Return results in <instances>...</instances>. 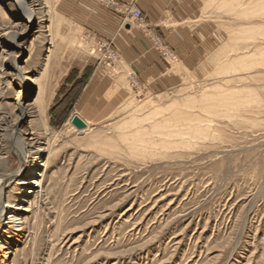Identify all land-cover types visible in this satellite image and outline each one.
Here are the masks:
<instances>
[{"label":"rangeland","instance_id":"obj_1","mask_svg":"<svg viewBox=\"0 0 264 264\" xmlns=\"http://www.w3.org/2000/svg\"><path fill=\"white\" fill-rule=\"evenodd\" d=\"M62 1L35 2L30 24L17 1L0 0V126L18 116L20 90L19 102L35 99L37 84L16 78L24 66L46 110L36 104L18 128L50 143L44 188L17 202L28 224L9 231L2 219L0 264H264V0H197L211 41L192 66L151 35L171 77L155 87ZM15 25L22 45L4 47ZM74 114L87 131L71 127ZM0 141L4 172L26 170L29 146L19 154L2 130ZM12 175L4 205L17 196Z\"/></svg>","mask_w":264,"mask_h":264},{"label":"crops","instance_id":"obj_2","mask_svg":"<svg viewBox=\"0 0 264 264\" xmlns=\"http://www.w3.org/2000/svg\"><path fill=\"white\" fill-rule=\"evenodd\" d=\"M135 1L145 17L144 32L130 14L116 13L93 0H63L75 8L85 27L109 39L121 58L149 87L168 84L169 66L152 46L151 34L162 35L185 66L203 58L210 47L208 26L198 23L197 0H122Z\"/></svg>","mask_w":264,"mask_h":264},{"label":"bare ground","instance_id":"obj_3","mask_svg":"<svg viewBox=\"0 0 264 264\" xmlns=\"http://www.w3.org/2000/svg\"><path fill=\"white\" fill-rule=\"evenodd\" d=\"M15 1H17L20 13H22L24 15L26 22L30 23V24H37V22H36L37 21V14L41 13L40 8H37L36 7L37 3H35L38 0H15ZM47 20H50V18H46V19L43 18L39 21V23L40 22L42 23V21H47ZM41 26H42V29L44 27H46L47 31L51 30L50 25L44 26L42 24ZM14 28H17V25H15V27H11V29L7 30L2 35L7 40V41L2 43V44H4L3 45L4 47L22 45V43L20 41H21V38L23 36L24 30L18 31L17 29H14ZM48 35H51V33ZM51 43L53 44V40L51 41ZM52 44L48 48V52H49L48 55H46V57L43 59V63L46 66L45 69H47V66L50 63V60H51V57H52V54L54 51L52 49V47H53ZM39 64H40V62H39ZM16 78L18 80L22 81L24 86L31 87L33 84L36 83L38 88H37V93L35 94V99L32 101L31 104H28V105H25L22 101L19 102L18 98L21 95H24V93H25L24 90H20L18 95H17V101H16V103L18 104L16 106L18 116L12 120V123L7 124V127H6V125H4V127L0 126V130H2L4 135H6L9 138V140H11V142L14 145V148L18 151L19 154H22L24 152L25 147L27 145L29 146V149H30L29 154H28V160H27L28 165L26 166V170L23 171L20 169V170H17L16 172H13L16 176H18V178H17L18 182L16 183V186H15V189L17 191V193H16L17 196L14 199V201H10L7 205H4L3 204V198H4L5 193H6L5 192V189H6L5 188V181L13 173L9 172L8 174H6L4 172V170L7 168V166H6V162H5L4 157H2L3 142L0 141V225L2 226L4 223V226H7V224L5 225V221H2V219H3V217H5L6 219L9 218L8 224H11L9 231L13 226L28 224V221L26 219L24 221H22L21 223H19L20 219H21V217L19 215H21V213H23V212L31 211V209H30V207L25 206V205L23 206L17 202L31 196V194H35L36 188H39V189H40V187L42 189L44 188V181L42 180L44 173L42 172V170H43V167H45L46 165L48 166L49 161H50L49 159L39 160L41 155H43L44 152H48L50 150V143L47 140V136H46L47 131L45 133H43V134H45L44 136L41 133H37V134L32 133V135L30 137H27L24 135L28 134V133H23L18 128L20 126V123L22 121L23 116L24 117H27L30 115L37 116V114H39V109H38V112L35 110V109H37V107L35 108L36 104H38V106L43 108L42 111L40 110V114L43 115L45 113L46 107H44V104L42 102L44 100L43 94L45 92L44 88H43V84L40 81L38 76L33 75L31 73V71H29L24 66H19L18 73L16 74ZM73 116H72V118H73ZM72 118H71V120H72ZM82 119L87 124V126L85 128H82V129L77 128L72 123L71 120H69V124L71 125V127L77 128L80 132H85L90 128V123L87 119H85V118H82ZM40 162H43V163H40ZM37 169H38V171H37ZM7 170H9V169H7ZM27 174H28V176H30L29 178L25 177V176H27ZM37 194H39V192H37ZM37 197H39V195L38 196L36 195L35 198H37ZM30 204L32 206L33 204H35V201L31 200ZM24 228H25V226L19 227V229H22V230ZM9 233H12V231ZM2 236H3V230L2 231L0 230V239L3 238ZM2 248H5V246H4V243L2 241H0V249H2Z\"/></svg>","mask_w":264,"mask_h":264},{"label":"built area","instance_id":"obj_4","mask_svg":"<svg viewBox=\"0 0 264 264\" xmlns=\"http://www.w3.org/2000/svg\"><path fill=\"white\" fill-rule=\"evenodd\" d=\"M112 4L116 6V10H118L119 13L123 12L130 14L135 20L139 22L144 21V17L141 10L136 6H134L133 4L123 5L116 0L112 1ZM151 35L153 36L152 37L153 42L156 43L159 46V48L164 46V40L160 35H157L156 33Z\"/></svg>","mask_w":264,"mask_h":264},{"label":"water","instance_id":"obj_5","mask_svg":"<svg viewBox=\"0 0 264 264\" xmlns=\"http://www.w3.org/2000/svg\"><path fill=\"white\" fill-rule=\"evenodd\" d=\"M71 121L79 129L87 126L86 122L78 114H75Z\"/></svg>","mask_w":264,"mask_h":264}]
</instances>
